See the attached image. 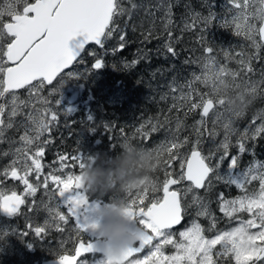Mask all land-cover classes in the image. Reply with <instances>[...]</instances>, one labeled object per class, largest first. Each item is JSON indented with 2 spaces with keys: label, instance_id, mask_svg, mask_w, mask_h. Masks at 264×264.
I'll list each match as a JSON object with an SVG mask.
<instances>
[{
  "label": "snow or ice",
  "instance_id": "6c2138e0",
  "mask_svg": "<svg viewBox=\"0 0 264 264\" xmlns=\"http://www.w3.org/2000/svg\"><path fill=\"white\" fill-rule=\"evenodd\" d=\"M202 6L207 9L206 15L185 4L188 11L179 24L174 19L171 0H158L157 4L144 8L145 16L151 19L141 33V43L161 40L157 52H163L165 58L177 57L176 45L182 35H175V29L179 28L181 34L196 33L201 55L183 63L197 65L200 71H193L191 78L182 83L174 76L168 92L160 96L161 101L171 99L167 112L175 113L174 117L164 115L162 121L159 116L149 118L136 129L145 138L150 133L166 131L164 141L154 149L158 156L165 157L163 181L152 180L150 187L126 192V196L102 204L99 198L90 199L89 188L82 183L83 170L93 156L80 151L70 155L57 153L54 163L58 168L44 163L46 150L53 143L51 132L59 125L60 114L71 112L60 107L61 84L66 78L84 76L71 71L63 76L61 73L74 63L83 64L82 53L90 44L101 50L88 52L94 60L91 67L101 69L103 57L109 52L108 42L113 41L110 48L113 54L123 50L133 15L144 6L136 0H127V7L122 0H0V144H9V150L0 152V157H11L0 169V185L8 179L23 185L19 193L0 187V213L16 217L22 214V206L29 213H46L42 225H33L25 213L29 220L26 227L37 238H43L52 229L63 233L71 222L77 246L74 255H60L58 264H81L78 258L96 250V245L83 237L85 233L96 235V213L102 207L114 206L116 199L126 205V214L138 228V246L128 251L127 264H218L220 258L234 259L235 264H264V162L253 161L246 169L239 168V156L248 151L247 142L264 137V112L254 116L241 131L235 126V118L243 112L231 107L227 99L230 89H242L238 94L247 108L258 95L264 96V67L259 71L260 78L253 79L257 73L254 62H264V0H223L219 5L217 0H203ZM217 6L223 11H215ZM157 23L160 34L154 35ZM214 23L245 42L230 44L227 49L221 47L225 62L209 37ZM131 30L135 31L134 25ZM139 58L148 59V53L140 50ZM227 61H234L237 67H229ZM57 77L59 87L49 92V96H57L53 101L41 93ZM19 90H24L26 97L22 98ZM189 115H198L199 119L188 125ZM88 121L94 120L89 116ZM65 126L69 127L67 122ZM217 126L223 134L219 142L221 132ZM104 127L107 130L109 125ZM11 129L19 133L18 139L6 135ZM186 130L189 134L181 135ZM233 137L237 155L229 151ZM205 141L211 145L206 153L202 148ZM69 160L78 166L79 174L70 170ZM177 164L178 171L174 167ZM45 167L51 170L45 173ZM213 181L235 186L242 193L234 199H226L223 192L216 195L220 212L238 221L230 230H216V218L208 199ZM253 181L259 182V189L249 192L248 185ZM41 190L43 196L37 201L34 198ZM201 190L205 195H201ZM150 191H162L163 195L149 199ZM61 209H66V213ZM189 210H194L197 218L210 220L207 231L212 235H205L206 230L193 219L190 226L179 231V239L175 238L177 234L172 230L184 221ZM242 212L250 218L239 217ZM10 232L17 230L10 225L0 227V240ZM28 234L19 233L23 237ZM168 245L176 250L175 254H164ZM146 247L150 250L142 259H130ZM98 264L109 262L104 258Z\"/></svg>",
  "mask_w": 264,
  "mask_h": 264
},
{
  "label": "rangeland",
  "instance_id": "374dc122",
  "mask_svg": "<svg viewBox=\"0 0 264 264\" xmlns=\"http://www.w3.org/2000/svg\"><path fill=\"white\" fill-rule=\"evenodd\" d=\"M173 2L174 1H172V3ZM202 5L203 4H201V7H203ZM222 11L223 9L220 8L219 12H222ZM142 12L143 14H145V10L144 11L142 10ZM185 13L186 12H183L184 15ZM156 15L159 16L160 13L157 12ZM145 17L142 18L143 23L140 24L141 27L139 26L140 28L144 27L142 30H140L136 34H134V31H132L131 28L128 31V42L129 43H127V48L128 49L132 48V51L130 53V56H131L130 60L129 59L121 60V63H119V65L116 66V61L114 62L115 60L114 55L110 51L113 41H109L108 44L106 45V47L109 48V52L107 55L103 57L104 66L101 69L94 70L91 68L90 63L93 61V57L89 56L88 52L92 49H95L98 52L101 50L98 49V47L94 45H90L86 47L84 53L82 54V58L84 60L83 64L74 63V65L71 68L61 73V75L63 76L67 72L71 71L74 73L84 74V76L77 75L74 77L66 78L61 84L60 94H59L60 95V107H62L63 109H71V112L69 115L65 113H61L59 117V125L56 128H54L51 132V139L53 140V143L46 150V155L44 158L45 165H50L51 168H58V165L54 163L57 159V153L70 155V154L77 153L78 151H80L83 155H86V156H94L97 153H104L109 156H114L121 150L122 145L125 142H131L139 147H144L147 149H155L162 141H164L165 136H166L165 130H160L158 132L150 133V135L145 138L140 133H137L136 129L139 128L141 124H143L145 121H147L148 118H151V117L156 118L159 116L161 121L163 120L164 115H169L170 117H174L175 113L169 114L167 112L168 107L172 103L171 99L169 98L167 101H161L159 98L162 94L168 92V84L171 82L174 76L179 82L182 83L184 79L191 78V73L193 71L199 73L200 69L197 65H185L182 62V64L185 65V68H183L181 64V59H178L177 64H175V67H177V70L176 69L174 70L175 73L173 74L172 78H169L167 76V79H164L166 75H163V73H161L159 76L155 78L156 82L160 81V78L162 79L158 87L155 88L154 85L153 86L150 85L151 90H152L151 92L156 93V103H159V102L161 103V105L159 106L156 105L153 107L155 111L152 110V112L146 113L145 109L143 108L142 99L146 98L147 96L146 94L142 96L134 95L133 100L136 103L133 105L134 107L133 114L137 116V118L132 120V118L130 117V127L132 128L130 130L133 133H135V135L137 134L136 136H134L136 137V139L138 138L137 141H132L133 139H135L134 137L129 136L127 134V131L123 132L119 128L116 127L118 126L116 125V122H117L116 120L121 118L124 115L123 112L119 114L117 113H114L112 115L110 114V117H109L104 114L103 109L100 107H99L100 110L95 112L96 106L92 105V103L94 102H93V95L91 91V85L93 86L95 83H99L100 79H103L101 80V87H100L101 89H99L98 91L101 97H98V99L96 100L97 104L102 103V101L104 100L105 103H107L106 105L108 104H109L108 106L118 105V107L120 108L122 103L126 102L125 101L126 98L124 97L125 92L122 90V87L120 89L117 84L115 85H113L112 83H108V85L106 84V81L104 80L105 78L104 76L107 72H110V71L114 73L117 72L118 75L123 76L124 78L127 79L124 82V84L130 85V83H132L130 80L133 77L134 73L140 74V71H146V72L153 71L154 73L160 70V68L158 69L159 66L157 65L152 66V68H155V69H151L150 65L144 64L143 61H140L141 59L139 60V57H140L139 49L144 47L145 44L149 46V43H146V42L141 43L143 39L141 33L144 31V29H146L145 25H147L146 24L147 22L150 23V19H151V18H145ZM180 18H181L180 16H177L176 14H174V19L177 22V24L180 23ZM123 19L126 20L127 17H124ZM157 24L159 25V23ZM177 29L178 28L175 29V32ZM158 32L159 33L156 35L160 34V30ZM196 35L197 34H195V36H191L190 38H191L192 43L189 42L195 48H197L198 46V44L193 43L196 41ZM209 37L211 40L215 42L214 46L217 48V52L219 53V58L221 59L222 62H225V61L223 58V52L220 50L221 47H223L224 49H227L230 44L237 45V44L245 43L242 40V38L235 37L230 30H226V29L224 30V28L219 27L215 23L212 25L210 29ZM190 38L189 39L188 37L185 38L183 47L186 45L189 46L188 41L190 40ZM161 42H162L161 40H156V44H155L156 49L160 46ZM236 50L239 51V48H237ZM178 51L182 52V49L180 48L179 45H178ZM198 51L200 53L198 55L196 54L194 57L201 55L202 50L198 49ZM125 55L127 56V53ZM110 57H113V60L111 64H107L106 59ZM133 58L134 60H139V62H141L144 65L141 68V70L139 69V71H135L138 68L133 67L135 65L132 63ZM149 61L152 62L150 59ZM227 63H228V66L231 68L237 67L234 61H227ZM153 64L155 63L153 62ZM254 64L256 66L257 73L253 77V79H259L260 78L259 71L262 67H264V62H261V63L254 62ZM116 67H117V70H116ZM59 83H60V77H57L54 80L52 85L45 86L41 94L45 97H48L50 100L55 101L57 99V96L55 94L52 96H49V92L54 88H58ZM198 87H200L201 90H206V89H203L202 85H198ZM239 91H242V89H230L229 90L227 99L229 100L230 105L232 104V100L230 99L229 96L234 97ZM19 92L22 98L26 97L27 93L24 90H19ZM101 94H103L105 99H103V96ZM131 106H132V103H131ZM131 106L129 105L128 109ZM140 110H143L144 112L142 111L138 113V111ZM260 112H264V96L262 95H258L257 98L253 100V102L250 105H248L247 108L244 109L242 115L239 118H235V126L242 131L245 127H247L251 123L253 117L256 116ZM139 114H142V115L139 116ZM146 115L148 116V118L146 117ZM180 115L183 117V113H181ZM89 116H91L94 121L89 122L88 121ZM227 116L228 114L225 113V118H227ZM128 118L129 116L127 114L126 119L128 120ZM195 119H199V116L189 115L187 117L186 123L188 125H191ZM65 122H67L69 127L65 126ZM259 122L260 121H257V123ZM127 123L125 125L126 128L128 127ZM105 124L107 125L109 124V128H108L109 130L105 129L104 127ZM172 126L174 127V123ZM89 127L95 128V131H90ZM208 127L209 128L212 127L211 119H209L208 121ZM145 130H148V126H146ZM217 130L221 132V135L217 137V142H219V140L223 139V134H222V129H220L219 126H217ZM188 134H189V131L187 130L181 133V135H188ZM6 135L18 139L19 133H17L15 129H11V130H8ZM44 138L47 139L48 135L46 134ZM65 139H67L69 146L68 144H66ZM232 139H233V145L230 147L229 151L232 155H237L238 150L235 147L236 137H233ZM257 140H258L257 142L258 147L264 148V137L258 138ZM254 142L255 141L249 140L246 144L248 151H246L244 154L239 156V168L241 170L246 169L250 164L253 163V161L264 162V159H258L254 157L253 155L254 152L252 149V147L253 148L255 147ZM62 143L63 145H61ZM119 143H121L122 145ZM118 145H121V146H118ZM210 146L211 145L207 141L203 143L202 148L205 153L207 152ZM7 150H9V144L7 142L0 144V152L7 151ZM251 155L253 156L249 159ZM164 158L165 157H162V160ZM10 159L11 157H0V169H2L9 162ZM68 163L72 165L70 170L75 174H79L80 170L78 166L75 165V162L69 160ZM174 167L176 168L177 171L179 170L178 164L174 165ZM51 168L45 167V173L50 171ZM67 170L68 169H66L65 171ZM56 174L62 175L63 173L57 172ZM157 179L160 182H162L164 179L163 165H161L153 173V180H157ZM219 185H225V184L221 182L213 181V189L208 194V199L210 201L209 206H210L212 213L214 214L216 218V230H221V231L230 230L231 228L237 226L238 221L235 219L230 220L228 217H226L223 213L220 212L218 203L216 201V195H215L217 193L216 187ZM0 187L9 189V190L14 189L18 193L22 192L23 190V185L11 179L5 180L3 185H0ZM173 187H176V186H173ZM226 187H231L232 189L231 193L235 194L233 197H229L228 191L226 189L219 190V193L220 192L224 193V196L226 199H234L242 195L241 191L237 189L235 186H226ZM258 189H259L258 181H253L252 184L248 185L249 192L258 191ZM133 192H135V190H133ZM204 194L205 193L201 190V195H204ZM88 195L90 199L99 198L103 204V203H108L109 200L112 198H122L126 196L127 193L121 192L118 190H113L111 192L102 194V193L92 192L91 190H89ZM42 196H43V192L41 190L37 193L34 199L39 201ZM152 196L160 197L162 196V192L160 191L157 193H152L150 191L149 199H151ZM31 199L32 198H29V200ZM61 210L65 211L66 213V209H61ZM21 213H22L21 215L16 216V217H8L0 213V227L10 225L12 229L17 230V232H10L9 235H7L4 240H0V264H40L43 262L57 259L60 257V255H69L72 252L74 245H75L76 236L74 235V230H73L71 222L69 225L65 226V231L63 233L58 232L55 229H52L49 232H47L43 238H37L31 232V230L26 227V225L29 223V220L26 219L25 213L31 217L30 222L33 225H42L46 217V213L44 212H40L38 214L29 213L26 206H22ZM238 216L243 219L250 218L249 214L246 212L239 213ZM193 219H197V221L201 224V226L206 230L205 235L210 236L213 234L212 232L207 231V229L210 226V220L205 217L197 218L194 216V210H189L188 213L185 215L184 221L177 228L172 230L173 232L177 234L175 237L176 239H179L178 237L179 231H182L184 230V228L190 226V223ZM25 231L29 233L27 237H23L19 235V233H22ZM251 231H256V229H252ZM83 239L84 240L88 239L89 241H92V240L100 239V238L95 234L85 233V236L83 237ZM217 248H219V246H217ZM149 250L150 249L146 247L140 254L130 259H137V258L142 259ZM163 251L165 255L170 256V255L175 254L176 250L171 245H168L164 247ZM102 259L104 258L99 255H89L81 259V264H98V261ZM218 264H235V260L220 258Z\"/></svg>",
  "mask_w": 264,
  "mask_h": 264
},
{
  "label": "clouds",
  "instance_id": "9594fccd",
  "mask_svg": "<svg viewBox=\"0 0 264 264\" xmlns=\"http://www.w3.org/2000/svg\"><path fill=\"white\" fill-rule=\"evenodd\" d=\"M231 107L243 112L246 104L237 93ZM162 165V157L154 149L125 142L114 156L97 153L83 170L82 183L92 192L113 190L129 192L150 187L153 173ZM119 199L112 207H102L97 213L96 235L105 243L104 257L109 264H127L128 251L138 241L137 226L125 212Z\"/></svg>",
  "mask_w": 264,
  "mask_h": 264
},
{
  "label": "trees",
  "instance_id": "16d2710c",
  "mask_svg": "<svg viewBox=\"0 0 264 264\" xmlns=\"http://www.w3.org/2000/svg\"><path fill=\"white\" fill-rule=\"evenodd\" d=\"M172 1H174L173 2L172 11H173V14H176L177 16L182 17L184 15L183 12L187 13L188 10L184 7L185 4L190 5L191 8L193 10H195V11H200L204 15L207 14V9L205 7H201V4H203V0H172ZM122 2L127 7V0H122ZM222 2H223V0H217V4L218 5L220 3H222ZM136 3L140 4V5H143L144 7L138 8L136 10L135 14L133 15V18H132V21H131V24H130V28H131V25L135 26L134 34H136L137 32H139L140 30H142L144 28V27L140 28L141 27L140 24L143 23L142 18L145 17V14H143L142 10L144 11V8L147 7V6L157 4L158 0H136ZM214 10L219 12L220 7L217 6ZM145 18H150V17L146 16ZM139 21H141V22H139ZM146 24L147 25H145V27L147 29L148 26H149V22H147ZM157 30L158 31L160 30V26L158 24H157ZM157 30H156V33H154V35L159 33ZM209 32H210V30H209ZM195 34L196 33H192V32H186V33L181 34L180 31H179V28L176 30L175 35H177V36L182 35V40L176 45V50L178 52V56L177 57L168 56L167 58H165V55L163 54V52H159L158 53L157 49H156V46H155L157 39L156 40L152 39L151 43H149V46L147 44H145V46L142 47L139 50H143L144 52H147L148 53V59H141L140 60V58H139V60L143 61L144 64L150 65L151 69H155V68H152V66L157 65V66H159L158 69L160 68V70L157 71V72H154V73H153V71L152 72L140 71V74H137V73L135 74L134 73L133 77L130 80L132 82V83H130V85L129 84L125 85L124 82L127 79L124 78L123 76L118 75L117 72H115V73L107 72L106 73L107 75L105 74V76H104L105 77L104 80L106 81V84L108 85L107 82H109V83H112L113 85L117 84L118 86H120L119 87L120 89L122 87V90L125 92L124 93V97L126 98V100H125L126 102H123L125 104L120 106V108L118 107V105H116L114 107L113 106H108V105H106L104 100L102 101V103H98L97 104V102H95V101L98 99V97H101L100 94L98 93V91L100 89L99 87H101V80H103V79H100L99 83H95L93 86L91 85V91H92L93 102H94V103H92V105L94 106V105L97 104L96 105V111L100 110L99 107H101L102 109L104 108L103 109L104 114L106 116H109V117H110V114L111 115L114 114V113L119 114V113L123 112L124 115L121 118L116 120L117 121L116 125H118L116 127L119 128L123 132L127 131V134L129 136H131L132 135L131 134L132 131L130 129H132V128L130 127V117L132 118V120L137 118V116H135L133 114V109H134L133 105L136 103L133 100L134 95L142 96V95L146 94L147 95L146 98L142 99V105H143V108L145 109L146 113H148V110H149V112H151L150 109H153V107L156 106L157 103H156V93H152L151 92L152 90H151L150 85L151 86L154 85L155 88L158 87V85H159V83H160V81L162 79L160 78V81L156 82L155 78L157 76H159L161 73H163V75H166V77L164 79H167V76L169 78H172L173 74L175 73L174 70L175 69L177 70V67L173 68V65L175 66V64H177L178 59H181V64H182L183 60L187 59L188 57L189 58H193L196 54L198 55L200 53L199 52L200 50L198 51V49H200L199 45L197 46V48H195L193 45L190 44V43H192L190 37L191 36H195ZM187 37H188V39L190 38V40L188 41L189 46L186 45V46L183 47L184 40ZM193 43L197 44L196 41L193 42ZM178 45L182 49V52L178 51ZM131 51H132V48L128 49L127 46H126L123 50L116 52L115 53L116 56H114L115 57L114 59L117 61L116 65H119V63H121V60H125V59H129L130 60L131 59V56H130ZM126 53H127V56L125 55ZM115 54H113V55H115ZM117 57H118V59H117ZM149 59L152 62H150ZM112 60H113V57H110V58L106 59V61H107L106 63L109 64L110 62H112ZM133 60H134V58H133ZM108 61H110V62H108ZM153 62L155 64H153ZM143 66L144 65L141 62H138V63H135V65L133 67L138 68L135 71H139V69L141 70V68ZM182 66H183V68H185L184 64H182ZM169 69H171V70H169ZM116 70H117V67H116ZM182 72H183V70H182ZM115 74H116V76H115ZM142 74H144V75H142ZM110 75L111 76L113 75V76L111 77ZM178 76H179V74H178ZM103 99H105L104 96H103ZM119 103H121V102H119ZM119 103H117V104H119ZM131 103H132V106H131ZM160 104L161 103H158V105H160ZM129 105L131 107H129V109H128ZM153 111H155V110H153ZM127 114L129 116V118L127 120L128 123L126 121ZM140 115H142V114H139V116ZM106 120H108V119H106ZM122 122H123V124H122ZM126 123L128 124L127 128L125 127ZM120 126L122 128H120ZM132 141H137V140L133 139ZM257 142H258V140H256L254 142L255 143L254 144L255 147L254 148L252 147L253 152H254L253 155H254L255 158L264 159V148H259L258 145H257ZM66 144H68L67 139H66ZM61 145H63V143ZM68 146H69V144H68ZM216 189H217V193L215 195H217L219 193V190H223V189H226L228 191V196L229 197H233L235 195V194L231 193V191H232L231 187H226L225 185H219V186L216 187Z\"/></svg>",
  "mask_w": 264,
  "mask_h": 264
},
{
  "label": "water",
  "instance_id": "95a60500",
  "mask_svg": "<svg viewBox=\"0 0 264 264\" xmlns=\"http://www.w3.org/2000/svg\"><path fill=\"white\" fill-rule=\"evenodd\" d=\"M76 39H81V38H76ZM75 41L73 42H70V46H72V44L74 43ZM94 62V61H93ZM92 62V63H93ZM162 192V191H161ZM163 195V193H162ZM4 215V214H3ZM177 226V225H176ZM92 243H94L96 245V250H94L93 252L95 253H101L103 256H104V247H105V243L104 241H100V240H95V241H92ZM77 245L75 244L74 248L76 247ZM136 246H138V243L136 244ZM92 253V252H91ZM88 254V253H86ZM71 255H74V250H73V253ZM69 255V256H71ZM58 260L59 259H56V260H51V261H47V262H44V263H41V264H58Z\"/></svg>",
  "mask_w": 264,
  "mask_h": 264
},
{
  "label": "bare ground",
  "instance_id": "6f19581e",
  "mask_svg": "<svg viewBox=\"0 0 264 264\" xmlns=\"http://www.w3.org/2000/svg\"><path fill=\"white\" fill-rule=\"evenodd\" d=\"M128 43H129V42H128ZM114 56H116V54H115ZM192 56H193V55H192ZM114 58H115V57H114ZM111 59H112V58H111ZM117 59H118V57H117ZM110 61H111V60H110ZM110 61H108V62H110ZM115 61H116V60H114V62H115ZM116 62H117V61H116ZM110 63H111V62H110ZM110 63H109V64H110ZM116 66H117V65H116ZM113 68H114V67H113ZM112 70H113V69H112ZM110 72H111V71H110ZM113 73H114V72H113ZM106 75H107V74H106ZM110 76H111V75H110ZM112 76H113V75H112ZM112 76H111V77H112ZM109 78H110V77H109ZM109 78H108V79H109ZM107 83H109V82H107ZM156 84H157V83H156ZM119 87H120V86H119ZM99 88H100V87H99ZM100 89H101V88H100ZM123 89H124V88H123ZM100 93H102V92H100ZM102 95H103V94H102ZM125 100H126V99H125ZM154 101H155V100H154ZM95 102H97V101H95ZM116 102H117V101H116ZM116 102H115V104H116ZM121 102H122V101H121ZM108 103H109V102H108ZM159 103H160V102H159ZM95 104H96V103H95ZM106 104H107V103H106ZM124 104H125V103H122V105H124ZM108 105H109V104H108ZM122 105H121V106H122ZM160 105H161V104H160ZM95 106H96V105H95ZM98 106H99V105H98ZM101 106H102V105H101ZM157 106H159L158 103H157ZM113 107H114V106H113ZM100 108H101V107H100ZM103 109H104V108H103ZM150 110H151V112H152V110H154V109H150ZM142 111H143V110H140V111H138V113H139V112H142ZM96 112H97V111H96ZM99 113H100V112H99ZM148 113H150V112L148 111ZM101 114H102V113H101ZM97 115H98V114H97ZM100 116H102V115H100ZM149 116H150V115H149ZM98 117H99V116H98ZM102 117H104V116H102ZM138 117H139V116H138ZM146 117L148 118L147 115H146ZM99 118H100V117H99ZM99 118H98V119H99ZM151 118H152V117H151ZM148 119H149V118H148ZM148 119H147V120H148ZM102 120H103V119H102ZM145 120H146V119H145ZM126 121H127V119H126ZM137 121H138V120H137ZM114 124H115V123H114ZM139 124H140V122H139ZM108 125H109V124H108ZM110 126H111V125H110ZM138 126H139V125H138ZM114 127H115V126H114ZM120 127H121V126H120ZM135 128H136V127H135ZM108 130H109V129H108ZM111 130H113V129H111ZM134 130H135V129H134ZM110 132H111V131H110ZM115 133H116V132H115ZM71 134H72V133H71ZM131 134H132L131 137H134V136L137 135V134L135 135V133H133V132H132ZM103 135H104V134H103ZM115 138H116V137H115ZM118 138H119V137H118ZM134 138H135L134 140H138V138H137V139H136V137H134ZM100 139H101V138H100ZM111 139H112V138H111ZM113 139H114V137H113ZM120 139H121V138H120ZM65 140H66V139H65ZM118 140H119V139H118ZM113 142H114V141H113ZM107 143H108V142H107ZM116 143H117V142H116ZM119 144H121V143H119ZM116 145H117V144H116ZM121 145H122V144H121ZM121 145H118V146H121ZM116 147H117V146H116ZM113 149H114V148H113ZM98 150H99V149H98ZM114 150H115V149H114Z\"/></svg>",
  "mask_w": 264,
  "mask_h": 264
}]
</instances>
